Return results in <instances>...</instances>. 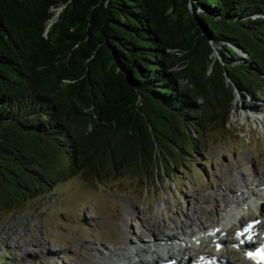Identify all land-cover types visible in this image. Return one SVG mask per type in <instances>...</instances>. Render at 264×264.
<instances>
[{
	"label": "trees",
	"instance_id": "trees-1",
	"mask_svg": "<svg viewBox=\"0 0 264 264\" xmlns=\"http://www.w3.org/2000/svg\"><path fill=\"white\" fill-rule=\"evenodd\" d=\"M260 88L264 0H0V214L164 177Z\"/></svg>",
	"mask_w": 264,
	"mask_h": 264
},
{
	"label": "rangeland",
	"instance_id": "rangeland-1",
	"mask_svg": "<svg viewBox=\"0 0 264 264\" xmlns=\"http://www.w3.org/2000/svg\"><path fill=\"white\" fill-rule=\"evenodd\" d=\"M234 93L223 116L226 128L211 126L197 153L179 160L170 174L153 175L146 184L125 176L97 182L78 175L0 214V263L97 264L111 258L139 264L138 239L149 244L152 234L168 233L164 226H181L170 230L178 245L198 248L201 239L212 242L210 251L219 248L212 232L225 240L226 223L233 227L238 214L248 221L257 205L264 208V88L254 98ZM160 253L158 263L166 259Z\"/></svg>",
	"mask_w": 264,
	"mask_h": 264
},
{
	"label": "bare ground",
	"instance_id": "bare-ground-1",
	"mask_svg": "<svg viewBox=\"0 0 264 264\" xmlns=\"http://www.w3.org/2000/svg\"><path fill=\"white\" fill-rule=\"evenodd\" d=\"M235 185L231 184V187H234ZM264 215V208H263V204H259L258 208L256 209V213L253 215H248L247 217L251 218H257L258 216L261 217ZM245 218L246 216H244V214H238V216L234 217L235 223L236 225H244L245 224ZM249 219V220H250ZM227 224V225H226ZM224 226V229L222 231H225L227 234L226 239H221L219 238L218 235L214 236V233L212 232V236L210 237V239H216L215 243H218V246L220 248L224 247V250H218L215 251V245L213 246L212 251H210V249L208 248L207 245H209L212 242H207V245H204L206 242L205 241H200L201 245H199L198 248H196L195 246L189 245L188 243L184 244V246L178 245L177 244V238L175 236V233H171V229L175 230H182L181 226H176L173 227L171 229H169L167 226H164L163 229L165 231H168L167 234H164L161 230L162 228L157 229V227H155V229L158 230L163 233L160 237L159 236H154L152 233L151 237V242H149V244H143V239H141V237L138 239V243H142L141 247L139 248V251L141 255H143V258L138 259L139 264H159L157 259H159L160 256V252H162V254L166 257V259H161L160 262H164L166 260H175V264H181L184 263V259H189V263H195L197 264L199 260H203V259H217L221 262H227L228 264H251L249 260L244 259V257H240L239 251L238 250H242L247 244L244 242H241V239H239L235 233L234 230L236 229V225L233 224L232 226H229L228 223H226ZM222 226V227H223ZM235 226V229H234ZM154 227V226H153ZM160 227V226H158ZM155 233V232H154ZM146 234V233H145ZM148 234V233H147ZM159 235V232L157 233ZM186 234L184 233V236ZM137 237V236H136ZM145 237V236H144ZM195 241V239H194ZM197 241V240H196ZM211 241V240H209ZM172 244V246H174V248L170 245ZM149 245V246H148ZM204 245V246H203ZM167 246L170 247V249L166 248ZM161 247V248H159ZM90 250H94L91 249ZM148 253L153 255L151 256L152 259H148ZM176 253V255H175ZM138 254V253H137ZM140 254H138L140 256ZM182 255L183 257H178ZM148 256V257H147ZM243 256V255H242ZM164 257V258H165ZM104 260V261H103ZM97 264H116L115 261L111 258H107L106 259H102V261L97 262ZM133 264H137V263H133Z\"/></svg>",
	"mask_w": 264,
	"mask_h": 264
},
{
	"label": "snow or ice",
	"instance_id": "snow-or-ice-1",
	"mask_svg": "<svg viewBox=\"0 0 264 264\" xmlns=\"http://www.w3.org/2000/svg\"><path fill=\"white\" fill-rule=\"evenodd\" d=\"M262 262H264V250L261 251Z\"/></svg>",
	"mask_w": 264,
	"mask_h": 264
}]
</instances>
